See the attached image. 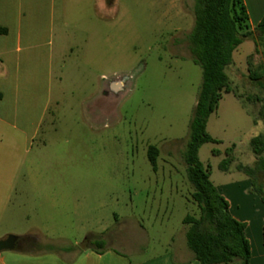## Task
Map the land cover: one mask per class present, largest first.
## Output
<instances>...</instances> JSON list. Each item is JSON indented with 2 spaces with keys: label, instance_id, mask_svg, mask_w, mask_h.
Returning <instances> with one entry per match:
<instances>
[{
  "label": "rangeland",
  "instance_id": "rangeland-1",
  "mask_svg": "<svg viewBox=\"0 0 264 264\" xmlns=\"http://www.w3.org/2000/svg\"><path fill=\"white\" fill-rule=\"evenodd\" d=\"M97 3L62 12L58 43L67 54L57 61L60 102L45 134L28 147L14 137V148L0 151V177L8 181L0 191L13 195L0 202V239L37 229L34 239L48 249L86 239L96 246L105 233V246L132 261L186 260L193 252L184 219L200 213L184 160L203 82L189 39L196 0H105V11ZM263 52L264 40L254 35L234 51L226 69L232 90L207 123L216 142L198 153L217 187L251 183L233 206L246 224L264 223V185L262 193L254 190L252 176L239 168L257 164L251 141L264 135ZM252 69L262 76L258 83ZM257 177L264 184V170Z\"/></svg>",
  "mask_w": 264,
  "mask_h": 264
},
{
  "label": "crops",
  "instance_id": "crops-1",
  "mask_svg": "<svg viewBox=\"0 0 264 264\" xmlns=\"http://www.w3.org/2000/svg\"><path fill=\"white\" fill-rule=\"evenodd\" d=\"M87 1L0 0V151L14 148L10 145L14 137L25 139L28 147L45 134L49 111L60 102L56 92L60 81L57 61L67 54H63L58 43L60 27L63 26L61 15ZM244 1L253 35L257 41L264 40L258 30L264 20V0ZM97 2L96 7L105 11V0ZM99 15L105 17L104 13ZM52 113L54 117L55 111ZM7 182L5 177H0V184ZM250 185L249 181H243L218 187L229 201L232 215L243 222L248 218L240 213L241 209L235 212L233 206L241 201V195ZM12 198V194L0 191V202ZM259 213L264 215V209ZM245 233L251 245L250 264H264V223L259 219L247 223ZM38 234L40 231L34 229L22 235L31 239L34 246L0 253V264H187L191 259L193 264H201L194 254L182 261L171 255L132 261L118 248L105 246V233L97 240L96 246H91L86 239L84 243L47 249L34 239Z\"/></svg>",
  "mask_w": 264,
  "mask_h": 264
},
{
  "label": "trees",
  "instance_id": "trees-1",
  "mask_svg": "<svg viewBox=\"0 0 264 264\" xmlns=\"http://www.w3.org/2000/svg\"><path fill=\"white\" fill-rule=\"evenodd\" d=\"M264 35V20L258 26ZM249 14L244 0H196V18L190 34L194 61L203 68V82L191 122L190 139L184 152L188 179L194 188L192 198L198 205L199 216L187 215V245L201 264H250L251 245L246 236V223L234 217L229 201L210 179V171L200 162L198 153L206 142H216L207 133L210 115L218 108L223 92L232 90L226 71L233 63V53L246 37L252 36ZM250 78L257 83L262 78L258 71L250 70ZM264 85L263 83H260ZM253 152L258 158L252 166L240 165L248 172L261 192L257 172L264 170V135L255 136ZM231 148L227 153L230 155ZM159 149L150 146L149 158L157 166ZM232 157L221 167L228 170ZM262 193V192H261ZM264 200V197H263Z\"/></svg>",
  "mask_w": 264,
  "mask_h": 264
},
{
  "label": "water",
  "instance_id": "water-1",
  "mask_svg": "<svg viewBox=\"0 0 264 264\" xmlns=\"http://www.w3.org/2000/svg\"><path fill=\"white\" fill-rule=\"evenodd\" d=\"M21 236L16 234H8L0 239V253L4 250H13L17 248V241Z\"/></svg>",
  "mask_w": 264,
  "mask_h": 264
},
{
  "label": "flooded vegetation",
  "instance_id": "flooded-vegetation-1",
  "mask_svg": "<svg viewBox=\"0 0 264 264\" xmlns=\"http://www.w3.org/2000/svg\"><path fill=\"white\" fill-rule=\"evenodd\" d=\"M31 239L26 237H20L17 241V248L23 247L25 244H31Z\"/></svg>",
  "mask_w": 264,
  "mask_h": 264
}]
</instances>
